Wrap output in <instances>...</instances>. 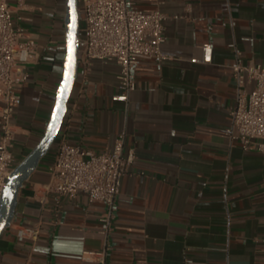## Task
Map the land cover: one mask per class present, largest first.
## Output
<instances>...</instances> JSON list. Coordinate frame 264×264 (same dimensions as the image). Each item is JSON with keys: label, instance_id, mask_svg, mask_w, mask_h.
<instances>
[{"label": "crops", "instance_id": "0c3cea01", "mask_svg": "<svg viewBox=\"0 0 264 264\" xmlns=\"http://www.w3.org/2000/svg\"><path fill=\"white\" fill-rule=\"evenodd\" d=\"M8 2L15 24L40 52L12 119L20 163L56 106L68 1ZM134 2L167 15L168 58L139 60L129 99L117 86V63L97 59L86 70L78 62L61 129L19 187L0 234V264H102V255L89 252L105 249V264H264V152L245 151L226 134L238 89L233 66L238 59L264 63V0ZM121 131L125 154L134 149L136 159L122 179L106 237L100 219L106 203L79 192L58 205L47 187L49 167L61 137L100 152ZM25 229L38 234H20Z\"/></svg>", "mask_w": 264, "mask_h": 264}, {"label": "built area", "instance_id": "2783aa9c", "mask_svg": "<svg viewBox=\"0 0 264 264\" xmlns=\"http://www.w3.org/2000/svg\"><path fill=\"white\" fill-rule=\"evenodd\" d=\"M80 15L78 62L86 70L97 59L117 63V86L126 99L137 90L133 69L139 60L168 58L162 51L167 39V15L159 9L143 11L134 0H81ZM39 57L38 43L27 36L25 28L15 24L8 0H0V202L6 182L19 164L14 153L16 131L12 121L22 101L19 90L29 78V64ZM233 75L238 89L226 134L245 151L264 152V63L238 59ZM246 82L253 83L250 90L245 88ZM125 138L126 131H121L111 148L95 152L63 136L49 167L47 187L58 198V205L62 197L74 198L79 192L91 202L106 203L107 211L100 218L106 237L112 229L122 179L136 159L134 149L125 154ZM26 233L36 236L38 231H20L22 235ZM106 250L89 253L102 255L101 262L105 264Z\"/></svg>", "mask_w": 264, "mask_h": 264}, {"label": "water", "instance_id": "95a60500", "mask_svg": "<svg viewBox=\"0 0 264 264\" xmlns=\"http://www.w3.org/2000/svg\"><path fill=\"white\" fill-rule=\"evenodd\" d=\"M68 1V41L64 76L57 102L47 130L36 147L17 165L8 178L0 202V234L12 219L16 195L23 181L54 143L64 120L68 101L77 77L79 63L78 50L81 34V15L79 0Z\"/></svg>", "mask_w": 264, "mask_h": 264}]
</instances>
